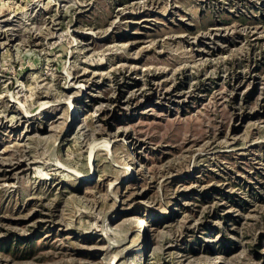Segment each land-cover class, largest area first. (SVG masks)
Masks as SVG:
<instances>
[{"label":"rangeland","instance_id":"374dc122","mask_svg":"<svg viewBox=\"0 0 264 264\" xmlns=\"http://www.w3.org/2000/svg\"><path fill=\"white\" fill-rule=\"evenodd\" d=\"M0 264H264V0H0Z\"/></svg>","mask_w":264,"mask_h":264},{"label":"bare ground","instance_id":"6f19581e","mask_svg":"<svg viewBox=\"0 0 264 264\" xmlns=\"http://www.w3.org/2000/svg\"><path fill=\"white\" fill-rule=\"evenodd\" d=\"M99 144H103V143H102V142H94V143H92L91 148H90V151H89V157H90V158L92 157L93 152L97 149V146H98ZM95 152H96V151H95ZM90 162H91V161H90ZM129 168H130V166L128 165L127 168L124 169V170H127V169H129ZM130 169H131V168H130ZM127 173H129V172H127Z\"/></svg>","mask_w":264,"mask_h":264}]
</instances>
